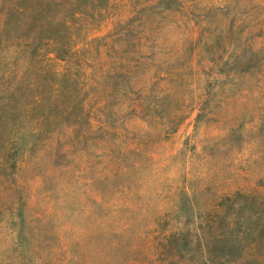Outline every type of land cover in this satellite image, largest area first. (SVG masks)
Listing matches in <instances>:
<instances>
[{
    "label": "rangeland",
    "instance_id": "374dc122",
    "mask_svg": "<svg viewBox=\"0 0 264 264\" xmlns=\"http://www.w3.org/2000/svg\"><path fill=\"white\" fill-rule=\"evenodd\" d=\"M248 195L264 0H0V264H205Z\"/></svg>",
    "mask_w": 264,
    "mask_h": 264
},
{
    "label": "trees",
    "instance_id": "16d2710c",
    "mask_svg": "<svg viewBox=\"0 0 264 264\" xmlns=\"http://www.w3.org/2000/svg\"><path fill=\"white\" fill-rule=\"evenodd\" d=\"M243 202L234 204L233 198L231 196H227L222 198L221 200H226L232 202L231 206L234 210L231 213V216L236 217L235 219L226 218L224 219L227 222L228 229L231 230L230 234H222L213 238H206L205 245L206 249L201 253L202 262L205 264H225L226 258L232 254H239L251 244L264 239V216L261 218H255L252 212L248 211L246 217L242 219L241 210L252 207L251 203V195L243 196ZM238 208V210H235ZM241 214V215H240ZM200 244L202 243V238L199 239ZM213 246L215 249L222 246H229L230 251L229 254H226L224 250H213ZM234 255V254H233ZM186 256V255H185ZM182 255V258H185Z\"/></svg>",
    "mask_w": 264,
    "mask_h": 264
}]
</instances>
